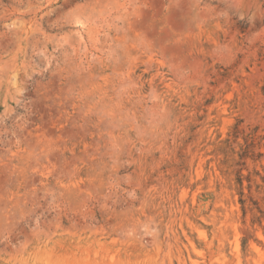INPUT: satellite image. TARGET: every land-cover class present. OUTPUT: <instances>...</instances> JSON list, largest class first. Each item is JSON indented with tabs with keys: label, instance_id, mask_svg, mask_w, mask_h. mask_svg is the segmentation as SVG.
Segmentation results:
<instances>
[{
	"label": "rangeland",
	"instance_id": "374dc122",
	"mask_svg": "<svg viewBox=\"0 0 264 264\" xmlns=\"http://www.w3.org/2000/svg\"><path fill=\"white\" fill-rule=\"evenodd\" d=\"M0 264H264V0H0Z\"/></svg>",
	"mask_w": 264,
	"mask_h": 264
}]
</instances>
